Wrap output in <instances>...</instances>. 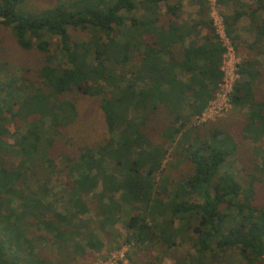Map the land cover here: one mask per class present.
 <instances>
[{
    "label": "trees",
    "instance_id": "16d2710c",
    "mask_svg": "<svg viewBox=\"0 0 264 264\" xmlns=\"http://www.w3.org/2000/svg\"><path fill=\"white\" fill-rule=\"evenodd\" d=\"M24 1L0 0V26L33 62L14 72L0 57V264H81L125 207V243L154 249L130 264H264L263 62L244 59L228 95L248 146L228 128L191 136L224 78L227 47L211 21L194 41L178 0H55L32 11ZM251 1L224 19L226 37L236 44L231 26L245 17L250 49L263 52L264 0ZM78 95L92 98L95 133L74 147ZM173 143L190 167L177 179L162 168Z\"/></svg>",
    "mask_w": 264,
    "mask_h": 264
},
{
    "label": "rangeland",
    "instance_id": "374dc122",
    "mask_svg": "<svg viewBox=\"0 0 264 264\" xmlns=\"http://www.w3.org/2000/svg\"><path fill=\"white\" fill-rule=\"evenodd\" d=\"M181 3V17L180 20L183 23L193 26V37L191 40L197 41L199 37L207 35V30L201 25V22L211 21L212 26L224 42L227 47V52L223 57L222 70L224 72V78L222 83L219 85L218 90L215 94L214 99L209 103L206 110L199 117H195L191 125L198 126L197 129L187 130V134L193 136L195 133L206 132L210 128L215 127L221 130L225 128L233 130L234 137L236 141L243 145L248 146L247 143L243 141L240 133L237 132L236 128L232 126L237 119L240 118L242 110L232 108L228 103V96L231 92V87L234 81L238 78V67L239 64L244 59H257L264 64V51H258L250 49V44L253 42V33L249 29V20L242 17L235 26L232 32V36L236 39V44H232L230 40L226 37V24L224 19L230 17L237 7V2H247L252 3L251 0H178ZM55 0H25V8L27 10H39L52 5ZM160 13L165 15L166 7L165 5H160ZM140 5H137L135 14L138 16L142 13ZM264 18V13H262ZM167 19V15L163 17ZM82 32L72 33L74 39H82ZM12 33L8 28L0 26V57L2 60H6L8 65L11 67L12 71L16 72L21 66L32 67L33 62H31V54L22 53L19 48H17ZM236 45V46H234ZM261 52V53H259ZM264 79L262 83L256 89L259 97L264 99ZM92 98L78 95V102L81 103L80 107V119L76 122L70 131V136L72 138L71 144L74 147L79 146V143L88 141V133L90 137L95 133V113L90 111L87 113V109L91 104ZM89 114L90 120H86L84 114ZM189 128V127H188ZM10 132H14L15 129L12 125H9ZM11 138V137H10ZM13 141V138L10 139ZM180 157L176 155V143H173L171 147L168 148L167 154L162 162V168L165 175L170 179H177L180 175H188L190 167L187 162L179 161ZM179 161V162H177ZM233 166L235 168L236 174L239 177H243V169L237 159L233 161ZM98 192V191H97ZM134 213V209L123 208L122 213L119 217V222L114 226L109 227L108 225H103L100 230L96 233L99 239L103 243L101 250L95 253H90L85 255L81 260V264H130L128 258L135 256L134 260L137 262L145 263L149 260V257L154 256L153 251H146L145 247L135 248L132 244L125 243L127 231L124 227V223L127 221L129 215ZM88 216L92 220H98L96 214L91 211ZM95 224L92 225V227ZM190 244L184 245L176 250L177 254H186L191 250ZM143 253H149L146 255ZM172 261L168 258L163 259L164 264H170Z\"/></svg>",
    "mask_w": 264,
    "mask_h": 264
},
{
    "label": "built area",
    "instance_id": "2783aa9c",
    "mask_svg": "<svg viewBox=\"0 0 264 264\" xmlns=\"http://www.w3.org/2000/svg\"><path fill=\"white\" fill-rule=\"evenodd\" d=\"M231 88H232V87H231ZM227 96H228V95H227ZM202 114H203V113H202ZM202 114H201V115H202Z\"/></svg>",
    "mask_w": 264,
    "mask_h": 264
}]
</instances>
